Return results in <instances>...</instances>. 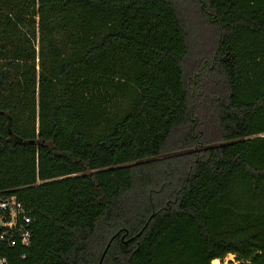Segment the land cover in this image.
<instances>
[{"label": "trees", "instance_id": "obj_1", "mask_svg": "<svg viewBox=\"0 0 264 264\" xmlns=\"http://www.w3.org/2000/svg\"><path fill=\"white\" fill-rule=\"evenodd\" d=\"M189 3L0 0L7 264H264V0Z\"/></svg>", "mask_w": 264, "mask_h": 264}, {"label": "built area", "instance_id": "obj_2", "mask_svg": "<svg viewBox=\"0 0 264 264\" xmlns=\"http://www.w3.org/2000/svg\"><path fill=\"white\" fill-rule=\"evenodd\" d=\"M32 222L23 205L14 196L0 195V245L28 248L31 244ZM25 255L21 256L24 259ZM0 264H7L0 255Z\"/></svg>", "mask_w": 264, "mask_h": 264}, {"label": "rangeland", "instance_id": "obj_3", "mask_svg": "<svg viewBox=\"0 0 264 264\" xmlns=\"http://www.w3.org/2000/svg\"><path fill=\"white\" fill-rule=\"evenodd\" d=\"M187 1H188V3L190 2V0H187ZM185 9H186L187 17L192 22V24L194 26V29H195V33L198 36V38H196V46H197V48H199L202 45H204V42L206 40V28L202 24V20L199 18L198 13H197V10H196V8H195V6H194L193 3H189V5L186 6ZM201 48L204 49V47H201ZM38 49H39L38 42H36V50L38 51ZM193 58L194 57H192V59L190 60V62H192ZM35 63H38V60H36ZM36 69L38 70V68H36ZM175 142H176V138L173 139V141H172L171 144L174 145ZM225 260L227 261V264H229V262H233L234 261V256H232V255L231 256H228L227 259L226 258L224 259V261Z\"/></svg>", "mask_w": 264, "mask_h": 264}, {"label": "bare ground", "instance_id": "obj_4", "mask_svg": "<svg viewBox=\"0 0 264 264\" xmlns=\"http://www.w3.org/2000/svg\"><path fill=\"white\" fill-rule=\"evenodd\" d=\"M228 256H231V255H228ZM227 257H226V259H227ZM211 264H227V261L225 260V261L221 262L220 260H214L211 262Z\"/></svg>", "mask_w": 264, "mask_h": 264}, {"label": "water", "instance_id": "obj_5", "mask_svg": "<svg viewBox=\"0 0 264 264\" xmlns=\"http://www.w3.org/2000/svg\"><path fill=\"white\" fill-rule=\"evenodd\" d=\"M110 242H111V241H110ZM108 246H109V243H108V245H107V247H106L105 251H104V252H103V254H102V257H101V260H100V263H99V264H101V261H102V259H103L104 255H105V253H106V251H107V248H108Z\"/></svg>", "mask_w": 264, "mask_h": 264}]
</instances>
